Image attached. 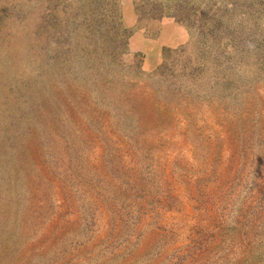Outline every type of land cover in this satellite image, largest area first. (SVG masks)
I'll list each match as a JSON object with an SVG mask.
<instances>
[{
    "label": "rangeland",
    "instance_id": "rangeland-1",
    "mask_svg": "<svg viewBox=\"0 0 264 264\" xmlns=\"http://www.w3.org/2000/svg\"><path fill=\"white\" fill-rule=\"evenodd\" d=\"M57 1L79 11L58 39L44 0H0V264H264L261 33L218 49L120 0L97 35ZM167 20L156 65L130 44Z\"/></svg>",
    "mask_w": 264,
    "mask_h": 264
},
{
    "label": "trees",
    "instance_id": "trees-1",
    "mask_svg": "<svg viewBox=\"0 0 264 264\" xmlns=\"http://www.w3.org/2000/svg\"><path fill=\"white\" fill-rule=\"evenodd\" d=\"M84 3L83 11L87 16L90 33H108L112 22L123 23L120 0H87ZM40 10L43 11L42 18L36 22L33 32L44 30L43 33H54L53 37L58 39V33L70 34L76 31L79 11L72 13L71 4L44 0ZM134 10L140 27L152 21H160L163 17H173L191 28L198 26L200 32L209 36L210 40L218 42V49L222 48L226 37L233 42V33H240L235 42L238 45H241V39L245 41L244 38L249 44L255 40L253 35L244 36V33H261L262 57L259 59L264 63V0H134ZM138 25L134 28L124 26L127 36H131ZM255 47L258 49V45ZM208 52L212 53L211 50ZM213 54L214 58H218L217 51ZM115 55L110 53L111 60H114Z\"/></svg>",
    "mask_w": 264,
    "mask_h": 264
},
{
    "label": "crops",
    "instance_id": "crops-1",
    "mask_svg": "<svg viewBox=\"0 0 264 264\" xmlns=\"http://www.w3.org/2000/svg\"><path fill=\"white\" fill-rule=\"evenodd\" d=\"M181 28V25L176 21H163L156 38L146 40L144 30L136 31L130 46L135 51H147V54L149 53L151 56L148 57V61H153L157 65L162 58L163 48L178 39L177 33L182 32Z\"/></svg>",
    "mask_w": 264,
    "mask_h": 264
}]
</instances>
